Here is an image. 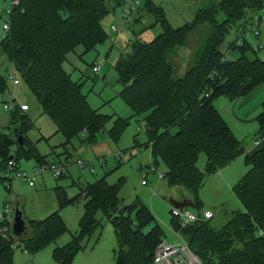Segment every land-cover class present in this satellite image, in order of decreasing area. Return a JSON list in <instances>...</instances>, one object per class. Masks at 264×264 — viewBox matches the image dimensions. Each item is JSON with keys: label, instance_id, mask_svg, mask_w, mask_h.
<instances>
[{"label": "trees", "instance_id": "obj_1", "mask_svg": "<svg viewBox=\"0 0 264 264\" xmlns=\"http://www.w3.org/2000/svg\"><path fill=\"white\" fill-rule=\"evenodd\" d=\"M114 1L119 5L118 0ZM113 2L7 0L8 30L0 38V56L6 58L40 111L50 117L54 133L62 138L61 144L74 138L93 143L107 121L106 115L88 106L82 82L70 78L62 62L76 48H80L81 57L105 41L100 21L112 10ZM144 4L154 18L151 24L155 20L160 32L149 41H128V49L117 56L112 68L120 85L117 95L132 116L141 120L150 165L155 168L162 163L165 169L160 179L167 187L177 186L189 194L188 200L196 211L200 210L197 191L205 175L238 156L247 167L231 187L242 210L230 211L219 228H213L209 219L180 228L173 218L171 228L202 264H264V143L245 153L212 105L218 96L231 100L264 85V54L254 52L247 40L232 58L221 59V47L229 40L226 36L244 31L261 12L264 0H211L194 11L190 22L175 28L149 0ZM194 34L189 64L178 76L173 65L177 49ZM6 73L7 70L5 77L0 73V94L7 90ZM9 115L22 143H17L11 131V135L0 133V164L8 158L16 162L32 159L35 164L47 162L24 134L29 127L28 117L17 113L16 107ZM125 122H112L107 131L112 140L117 139ZM255 122L262 132L264 100ZM11 142L15 145L12 154L7 152ZM201 151L205 156L203 170L195 166ZM118 190L119 183L107 184L104 176L85 183L70 198L55 189L58 209L74 204L78 198L82 203L76 231L66 244L52 249L51 256L57 264H71L74 255L100 228L97 214L112 226L114 264H152L153 250L163 240L161 227L139 200L123 203L125 209L120 214L123 201L117 196ZM58 209L42 219L27 220L26 232L19 239H14L10 224L0 221V264L10 262L13 248L33 254L65 232Z\"/></svg>", "mask_w": 264, "mask_h": 264}, {"label": "rangeland", "instance_id": "obj_2", "mask_svg": "<svg viewBox=\"0 0 264 264\" xmlns=\"http://www.w3.org/2000/svg\"><path fill=\"white\" fill-rule=\"evenodd\" d=\"M109 1L113 2L114 0ZM145 1L146 0H137L133 10L134 14L131 16L132 18H130L128 22L124 20L122 25H120L119 6L124 2L123 6L126 7L130 0H118L119 5L114 1L112 10L100 21L106 33L105 41L97 45L93 50L86 52L81 57H79L80 48H76L74 52L68 53L65 60L62 62V68L70 78L82 82L81 90L86 96L88 106L108 117L104 129L95 134L93 143L86 144L82 142L81 139L74 138L67 144H58L62 138L59 134H54L55 126L50 117L40 111L37 102L34 101L32 95L28 93L23 83H20L17 86L18 88L14 91V88H10V80L6 76L7 90L0 94V133L11 135L10 130L13 128V124L9 121L10 110H1V105L9 103L11 93L17 101L19 99L21 100L18 102L14 100V107H16L17 113H21L28 117L29 127L25 130L24 134L29 142L34 145L37 153L44 156L46 161H62L66 163L68 170L62 178H55L45 173L39 175V177L34 180L33 187H29L25 181L14 179L13 175H10L9 185H11V189H6L4 182L0 183V211L6 193L12 192L14 196L23 198V215L31 213L38 214L37 217L41 219L44 216V211H41L42 209L38 210V206L43 205L50 195L43 194V196L38 193V189L52 192L51 189L55 185H58L63 195L66 198H70L76 194L77 189L81 190L83 188L84 182H93L104 176V180L107 184L119 183L117 196L123 201L119 209L124 204H130L134 200H139L149 209L154 219L161 227L163 240L168 243L180 241L181 237L174 235L170 231L172 228L168 199H181V197L176 194L178 192L183 193V196L188 199H190L191 196L184 192L182 188L177 186L167 187L163 179H157V172L163 173L165 169L162 163L158 162L155 166V170L148 171L147 167L150 166L151 158L149 147L146 146L147 139L143 131L141 120H136L137 118L135 119V117L132 116L129 108L117 95L120 85L116 83V75L112 68L117 56L119 54H124L126 49H128V41L133 40V38H137L140 41H149L160 32V28L155 20L153 24H151L154 18L146 11ZM149 1L152 5L161 10L169 26L175 28L190 22L194 11L202 6L208 5L211 0ZM0 5L5 7L7 5V0H0ZM112 26H115L117 31H113ZM232 35L233 34L229 32L226 39H230ZM195 40L196 34L188 36L182 48L177 49L173 61L176 75L179 76L184 69L187 68L193 46L195 45ZM92 65H97L99 67L98 75L91 72L90 68ZM6 70L9 72L10 67L8 66L6 58L2 55L0 56V73L4 77V72H6ZM252 93H246L243 96L231 100L218 96L212 101L213 107L223 119L232 135L239 141L240 145L243 146L244 151L248 150L251 146L253 137L260 132L255 122V116L260 110L262 100H264V86H262L259 91ZM22 102L30 103L31 108L30 105ZM20 104L25 105V108H22ZM115 119H122L126 121V124L124 123L119 136L114 141L109 137L107 131L110 129ZM14 146L15 145L11 142L10 145L7 146V152L12 154ZM53 148L55 152L50 153V149L53 150ZM117 152L123 153L120 162H117L113 157V154ZM77 158L85 162L86 165L82 168L75 167L74 162ZM17 163V167L26 173H29L34 165L32 159L24 158L19 159ZM204 164V153L202 151L198 152L195 166L203 170ZM246 169L247 167L243 163V158L240 157L225 166L221 172L218 171L219 175L213 173L205 175L203 183L197 191V197L200 202L199 211L201 212L206 209L211 210L213 215L208 222L213 228H219L229 218L231 214L230 211L242 210L240 203L231 191V187ZM141 179L146 181V185L140 184ZM152 189L154 193H151ZM34 190L37 194H35ZM19 204L21 206L22 203ZM47 204L48 203L44 204L43 207H46ZM81 204V199L78 198L74 204L66 205L60 210L67 224L66 230H68V232L65 231V235L76 230L75 228L81 211ZM187 208L190 211L198 212L191 206ZM96 216L100 220L101 226L98 228L99 232L95 231L96 233L94 232L95 234L90 238L89 244L86 245L87 250L100 245L102 247L104 246V249L107 251L109 238V250L111 241V260L114 262L116 256V242L113 236L112 226L110 221L105 220L101 214H97ZM23 218L26 222V218ZM98 233L100 241H97L94 245V242H92L94 239L92 238L97 237L96 235ZM14 239L16 238L14 237ZM18 250L19 249L13 248L11 259L8 264L27 263V254H20ZM27 260L29 261L30 258ZM102 260L103 257L101 253L95 252L89 264H96ZM54 264L57 263L54 262Z\"/></svg>", "mask_w": 264, "mask_h": 264}, {"label": "built area", "instance_id": "obj_3", "mask_svg": "<svg viewBox=\"0 0 264 264\" xmlns=\"http://www.w3.org/2000/svg\"><path fill=\"white\" fill-rule=\"evenodd\" d=\"M137 0H130L126 7L123 6V3L120 4V25H122L124 20L128 22L134 14V7ZM9 12L8 6L3 7L0 5V30L1 38H4L8 30L7 14ZM113 31H117L115 26H112ZM242 32V33H241ZM233 34V36L226 40L221 47V59L229 60L237 52L238 46L243 45L247 40L251 49L258 53L264 54V6L261 7V12L254 16V20L248 24V27L244 31ZM91 72L95 75L99 73V67L97 65L91 66ZM7 78L10 80L12 86L16 85L19 82V79L16 75V72L13 68L10 67L9 72H7ZM206 95V94H205ZM22 108H25V105H21ZM14 107L13 98H10L9 103H4V110H12ZM9 111V112H10ZM260 139H255L253 141L254 145L259 143ZM115 158L121 160L122 153L118 152L114 154ZM17 162L13 158H8L4 161L3 164H0V180L4 182L5 188H9L10 175H13L14 179L25 181L28 186L34 184V180L42 174H49L52 177L58 178L61 175L65 174L68 170L66 163L62 161H47L39 164H34L29 173L20 170L17 167ZM85 162L80 159H76L74 166L77 168H82L85 166ZM148 171L155 170L152 165L148 168ZM91 171V169H90ZM162 174H157V179L161 178ZM141 185H145L146 181L144 179L140 180ZM151 193H154L153 189ZM13 197L10 192H7V195L2 202V207L0 211V221L7 222L10 224L11 221V212L13 207ZM171 218L175 219L180 228L186 227L190 224H193L196 221L207 220L212 217V212L210 210H202L201 212L190 211L187 207L185 208H175L170 205L169 210ZM2 230L5 228L2 227ZM171 233L174 235H179V233L173 229H170ZM181 237V236H180ZM152 264H202L196 254L188 247L185 241L180 238L179 242L168 243L164 240L158 242L155 246L152 253Z\"/></svg>", "mask_w": 264, "mask_h": 264}, {"label": "crops", "instance_id": "obj_4", "mask_svg": "<svg viewBox=\"0 0 264 264\" xmlns=\"http://www.w3.org/2000/svg\"><path fill=\"white\" fill-rule=\"evenodd\" d=\"M21 82H18L16 85H14V86H12L11 85V83H10V88H14V91H15V89L16 88H18L17 86L20 84ZM24 86V85H23ZM262 86H264V85H260V86H257L256 88H254L252 91H250L248 94H250V93H252V92H257V91H259L260 90V88H262ZM253 94V93H252ZM13 98V100H15V101H17L13 96H12V94L10 93V98ZM33 97V96H32ZM18 101H21L20 99L18 100ZM17 101V102H18ZM25 101V100H24ZM34 101H35V99H34ZM263 101V100H262ZM33 102V101H32ZM22 103H26L27 105H30V108H31V104L29 103H27V102H22ZM33 104V103H32ZM38 106V105H37ZM36 106V108H37V110H38V107ZM1 110L3 111L4 109H3V105H1ZM260 111V110H259ZM259 111L257 112V114L259 113ZM257 114H256V116H257ZM28 116V115H27ZM255 116V117H256ZM11 131V130H10ZM54 131H55V129H54ZM9 132V131H8ZM55 134V133H54ZM56 135V134H55ZM259 137V138H258ZM255 139H260V141H259V143L257 144V145H254V143H253V141L255 140ZM61 142H62V139L58 142V144H61ZM264 143V130L262 131V132H259V134H257L256 136H254L253 137V140H252V142H251V146L248 148V150L247 151H244V152H246V153H249L250 151H252V150H254L255 148H257V147H259L261 144H263ZM36 150V149H35ZM50 153H52V152H55V149L53 148V150L52 149H50ZM118 153V152H117ZM122 153V152H121ZM114 154H116V153H114ZM114 154H113V157H114V159L117 161V162H120L121 160H118V159H116L115 158V156H114ZM123 154V153H122ZM40 155V154H39ZM42 156V155H41ZM44 157V156H43ZM240 157H242V156H238V157H236L234 160H236V159H238V158H240ZM78 159V158H77ZM234 160H232L230 163H232ZM229 163V164H230ZM35 164V163H34ZM228 165V164H227ZM227 165H225V166H227ZM225 166L224 167H222V168H220L219 170H217V171H214V172H212L213 174H218L219 175V173H218V171L219 172H221L224 168H225ZM148 168V167H147ZM245 172V171H244ZM243 172V173H244ZM67 173V172H66ZM242 173V174H243ZM157 174H158V172H157ZM159 174H162V173H159ZM64 176V174L63 175H61V177H58V178H62ZM242 176V175H241ZM240 176V177H241ZM239 177V178H240ZM158 180H160V179H158ZM84 183H90V182H84ZM71 184H72V179H71ZM34 185V184H33ZM33 185L32 186H29V187H33ZM146 185V184H145ZM8 189H11V185H9V188ZM55 189H57V190H59V191H61L62 192V190H61V188L58 186V185H55L52 189H51V191L52 192H48L47 190L45 191V190H40V189H38V193L39 194H41V195H45V194H47V195H50L49 197H47V201L44 203V204H46V203H48L47 205H46V207H43V205H39L38 207V210H41V211H44L43 212V214H44V216L42 217V218H44L45 216H47L49 213H51V212H53L54 210H56V208L58 207V204H57V199H56V194H55ZM35 191V190H34ZM33 191V192H34ZM45 192V193H44ZM48 192V193H47ZM77 192H78V189H77ZM77 192H76V194H77ZM9 193V192H8ZM11 194H12V197H13V200H14V202H18V203H22L21 204V208H22V205H23V198H21V197H17V196H14L13 195V193L12 192H10ZM35 194H37L36 193V191H35ZM76 194H74V195H76ZM177 195H179V197H181V196H183V193H180V192H178V193H176ZM6 195H7V193H6ZM43 195V196H44ZM73 195V196H74ZM50 197H51V199H50ZM184 197V196H183ZM37 198H38V196H37ZM175 199V198H174ZM182 199H188V198H182ZM182 199H179V200H182ZM21 200V201H20ZM175 200H178V199H175ZM20 201V202H19ZM51 203V204H50ZM20 205V204H19ZM50 205V206H49ZM53 205H55V206H53ZM43 207V208H42ZM65 207V206H64ZM52 209H54V210H52ZM58 209V208H57ZM61 209H63V207L62 208H60V209H58V213H59V216H60V218H61V220L63 221V223H64V225H65V227H66V221H65V218H64V215L63 214H61L60 213V210ZM37 210V211H38ZM40 211V212H41ZM47 211H48V213H47ZM211 211V210H210ZM39 212V213H40ZM81 212H82V208H81V211H80V214H79V217H80V215H81ZM198 212H200V211H198ZM22 213L24 214V211H23V208H22ZM38 216V214L36 215V214H33V213H31V214H27V215H23V217H25L26 218V221L27 220H38L39 218L37 217ZM79 217H78V219H79ZM41 218V219H42ZM78 219H77V221H78ZM25 221V220H24ZM26 223V222H25ZM75 229H77V224H76V228ZM76 230H74V232H75ZM98 230H96V232H97ZM66 232H68V230H66ZM95 232V233H96ZM99 232V231H98ZM113 232V231H112ZM71 233H73V232H69L68 233V235H65V232H63L62 234H60L58 237H56L52 242H50V243H48L46 246H44L43 248H41L40 250H38V251H36L35 253H33V254H28L27 252H25V251H21V250H18V251H20V254L22 253V254H27V256H28V258H30V260H32V261H28L27 259H26V261H27V263L26 264H30L31 262V264H54V259L52 258V256H51V253H52V249L53 248H56V247H60V246H63L64 244H66L67 242H68V240H69V237H70V234ZM95 233H93V235L95 234ZM97 237H93L92 239H94V241H92V242H94L93 244L95 245V243L97 242V241H100V239H99V233L96 235ZM114 236V235H113ZM89 244V241H87V243H86V245H88ZM86 245L81 249V250H79L75 255H74V257L72 258V261H71V264H79V263H81V264H89V261L91 260V257L93 256V254L96 252V253H101V256L103 257V260L101 261V262H99V263H96V264H114V262L111 260V241H110V250H109V238H108V250L106 251L105 249H104V246L102 247V246H97V247H93V248H90V249H88L87 250V247H86ZM105 253H106V256H105ZM35 260V261H34Z\"/></svg>", "mask_w": 264, "mask_h": 264}, {"label": "water", "instance_id": "obj_5", "mask_svg": "<svg viewBox=\"0 0 264 264\" xmlns=\"http://www.w3.org/2000/svg\"><path fill=\"white\" fill-rule=\"evenodd\" d=\"M11 133L14 135V138L17 141V143L21 144L22 136L17 130L16 126H13V128L11 129ZM168 202L171 206L175 208H185V207L191 206V202L188 199L175 200V199L169 198ZM123 210H124V205L119 209L118 212L121 214L123 213ZM10 229H11L12 235L16 239H19L21 236H23L27 229L26 223L23 218L22 209L18 202H15L12 207Z\"/></svg>", "mask_w": 264, "mask_h": 264}]
</instances>
